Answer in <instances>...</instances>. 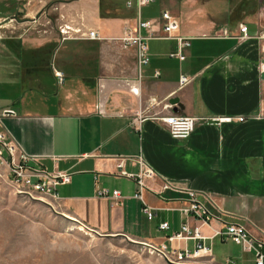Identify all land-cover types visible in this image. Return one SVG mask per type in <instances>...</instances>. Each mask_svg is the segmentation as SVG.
<instances>
[{"label":"crops","instance_id":"0c3cea01","mask_svg":"<svg viewBox=\"0 0 264 264\" xmlns=\"http://www.w3.org/2000/svg\"><path fill=\"white\" fill-rule=\"evenodd\" d=\"M122 1L78 11L84 19L88 13V23L69 13L65 19V8H58L62 21L55 30L43 24L42 9L34 18L26 15L23 24L0 23V30H9V36H0V132L35 160L30 165L69 175L68 183L56 187L55 204L65 217L99 235L191 251L195 241L166 240L184 223L198 225L174 210L181 194L150 192L167 182L205 194L226 221L243 225L264 243V74L258 72L264 55L254 38L264 14L256 0H221L220 8L206 0H161L142 7L140 18L155 37L145 42L148 64L139 73L134 50L118 41L124 26L135 30L134 10ZM162 11L177 24L173 35L191 38L182 60L169 57L175 41L161 38ZM238 24L246 26L249 39L220 37L224 29L235 36ZM88 30L99 39L83 38ZM180 75L189 80L182 87ZM172 99L177 104H170ZM166 115L196 119L193 132L182 141L171 139L154 119ZM137 116L143 118L138 125ZM227 117L243 122L202 121ZM117 158H123L121 169ZM138 158L154 173L142 193L154 211L150 221L132 198L134 182L118 175L136 174ZM101 189L118 191L120 199L98 197ZM162 223L167 230L158 229ZM200 232L209 235L205 227ZM216 240L225 242H206L212 260ZM247 254L252 257L243 264H255Z\"/></svg>","mask_w":264,"mask_h":264},{"label":"built area","instance_id":"2783aa9c","mask_svg":"<svg viewBox=\"0 0 264 264\" xmlns=\"http://www.w3.org/2000/svg\"><path fill=\"white\" fill-rule=\"evenodd\" d=\"M156 1L161 0H123L126 9L133 8L134 10L135 30L132 32L129 25L124 26L122 35L118 38V41L122 48H132L134 50L137 73H139L142 67L148 64L145 42L147 39L155 37L150 31L149 22L141 20L140 9ZM159 18L162 22L161 38L173 40L176 44L175 51L169 54V57L182 60L183 51L189 46L191 38L173 35L177 30V24L168 12L162 11L159 14ZM140 30L147 31V36H142ZM220 37H232L237 41H244L250 38L247 34V28L243 24H238L236 26L235 36H232L229 31L224 29L221 31ZM83 38L94 41L98 40L99 36L95 31L88 30L85 32ZM254 38L262 43L261 51L264 55V24ZM258 72L264 74V59L258 65ZM153 75L156 78L158 73L154 72ZM54 76L58 83L62 82V75L60 73L55 72ZM188 82L189 80L186 76L180 75L178 77L177 84L179 87L186 85ZM4 114H7V112ZM154 119L164 124L169 137L176 141L187 139L193 132L195 122L197 121L194 118L176 115H166ZM142 121L143 118L139 116L135 119L137 125ZM202 121L209 125L218 126L225 123H232L233 121L241 123L243 122V118H206L202 119ZM116 160V168L121 169L123 158H117ZM33 161L35 160L27 157L6 132H0V179L4 178L11 186L22 193L37 194L44 198L56 200V187L68 183L69 175L48 173L39 167L30 165ZM137 164L138 172L136 174L132 175L120 171L118 175L134 182L136 191L132 194V198L140 202V214L146 221H150L154 217V211L143 202L142 193L147 190L144 182L153 179L154 173L149 167L145 166L140 158L137 159ZM167 191L182 195V197L178 198V206L174 208V210L177 211L180 216L190 218L198 225L190 227L184 223L180 226L178 232L171 234L166 240L168 243L191 240L195 241V247L191 251H188L186 249H171L163 245L153 246L151 244H146L147 248L155 251L168 261L172 260L174 263H179L185 260L210 256V248L206 245V242H210L215 238H220L222 241H230L240 246L242 251L246 253H252L255 264H263L264 255L261 253L264 247L263 241L252 237L243 225L226 221L223 218V212L210 202L205 194L173 187L167 182L162 183L158 192H150L153 195L160 196L161 193ZM96 194L101 198L109 197L114 200L120 199L119 192L116 190L108 192L106 189H101L96 192ZM212 224H216L218 227L214 228ZM201 227L207 228L209 235H202L200 232ZM167 228L166 223L158 225L159 230H167Z\"/></svg>","mask_w":264,"mask_h":264},{"label":"rangeland","instance_id":"374dc122","mask_svg":"<svg viewBox=\"0 0 264 264\" xmlns=\"http://www.w3.org/2000/svg\"><path fill=\"white\" fill-rule=\"evenodd\" d=\"M104 1L0 0V23L23 24L26 15L34 18L42 9L43 24L55 30L62 21L58 8H65V19L69 13L71 18L88 23V13L84 19L78 11L92 12L93 7H100ZM206 1L217 6L215 8L222 7L221 0ZM256 3L258 12L264 14V0H256ZM156 4L153 2L149 6L152 8ZM145 12L142 8V17ZM0 36H9V30H0ZM79 226L82 225L61 213L55 200L22 193L4 178L0 179V264H243L252 257L243 253L240 246L216 240L211 248L213 260L207 256L174 263L147 248L145 242L122 235L103 236L83 226L80 230ZM228 257L232 258L230 263L226 262Z\"/></svg>","mask_w":264,"mask_h":264},{"label":"water","instance_id":"95a60500","mask_svg":"<svg viewBox=\"0 0 264 264\" xmlns=\"http://www.w3.org/2000/svg\"><path fill=\"white\" fill-rule=\"evenodd\" d=\"M11 18H14V17H11ZM170 101H171L170 104H177V100L176 99H172Z\"/></svg>","mask_w":264,"mask_h":264},{"label":"bare ground","instance_id":"6f19581e","mask_svg":"<svg viewBox=\"0 0 264 264\" xmlns=\"http://www.w3.org/2000/svg\"><path fill=\"white\" fill-rule=\"evenodd\" d=\"M80 230L84 229L82 226H79Z\"/></svg>","mask_w":264,"mask_h":264}]
</instances>
